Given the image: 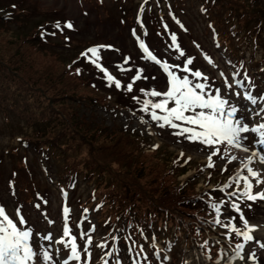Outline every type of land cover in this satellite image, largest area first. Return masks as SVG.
<instances>
[{
    "label": "rangeland",
    "instance_id": "1",
    "mask_svg": "<svg viewBox=\"0 0 264 264\" xmlns=\"http://www.w3.org/2000/svg\"><path fill=\"white\" fill-rule=\"evenodd\" d=\"M240 1L261 19L248 13L241 17L223 0H0V15L8 18L0 22V207L14 222L23 217L25 223L18 227L31 230L28 243L37 255L29 264H264V199L249 200L244 181L237 180L248 176L251 193L264 192V182H256L264 181L259 133L242 134L248 138L239 147L227 142L210 147L189 141L187 134L176 135L178 129L161 127L163 121L151 118L150 105L142 110L144 100L163 99L145 92L167 90V64L178 77L205 84L206 95L219 90L250 127L264 123V0ZM141 42L165 63L148 58ZM89 48L97 49L96 56L81 55ZM97 64L120 81L119 88ZM195 71L203 75L196 77ZM58 74L61 79L52 82ZM65 111L71 126H85L86 115L96 122L88 127L89 148V140L80 143L72 135L65 141L76 150L66 155L58 146L41 147L34 140L41 132L48 135L52 123H63L60 128L69 124L60 121ZM51 115L56 119L48 124ZM120 136L146 142V167L139 176L148 177L150 167L164 163L174 168L175 182L190 186L186 196L190 189L201 193L204 199L193 203V214L205 220L206 232L188 228L175 240L170 220L162 227L163 214L150 210L151 225L139 223L143 212L128 216L129 234L136 241L119 238L122 231L111 224L116 220L110 217L113 208L100 196L105 189H95L107 174L90 179L83 166L76 165L74 173L69 169L73 156L89 157L93 148L111 153ZM244 164L259 176H250ZM178 209L191 211L187 205ZM137 225L145 227L144 238ZM234 228L251 229L253 239L245 241ZM203 237L205 242L197 240ZM73 238L79 259H69ZM44 251L51 254L50 261L43 259Z\"/></svg>",
    "mask_w": 264,
    "mask_h": 264
},
{
    "label": "trees",
    "instance_id": "2",
    "mask_svg": "<svg viewBox=\"0 0 264 264\" xmlns=\"http://www.w3.org/2000/svg\"><path fill=\"white\" fill-rule=\"evenodd\" d=\"M223 1L227 4H233L232 6L240 12L241 17H243L245 13H248L252 14L249 15L251 17L261 19V16L256 14L257 11L253 12L252 10H246L248 9L246 7H250L247 3L239 2V0ZM4 18H6V16L0 15V22H2L1 20ZM65 72H67V69L65 70L63 68V73ZM62 76L63 74L60 73L61 78ZM60 77L59 74L57 77H53L52 82L59 81V79H61ZM92 92L96 93L95 90H92ZM63 94H66V91ZM89 117V115H86L82 119L85 126H83V124H81L80 127H76L75 125L71 126L70 114L65 111L60 121L64 119L67 120L69 124L65 125L64 123V126L60 128L63 123H52L51 121L56 119V117L54 115L48 116V124H50L49 122L52 123V128L48 130V135H45V133L42 134L41 132L39 135L34 136V140L41 142L39 145L41 147L47 145L50 147L58 146L60 151L66 155L67 152L76 150V147L71 148V145L65 141L68 135H72L77 141H81L80 143L83 142L82 140L91 139V136L87 133L88 127H90V125H96V122L90 121ZM31 137H33V135ZM104 137L105 139L108 138L106 135ZM120 138V143H113L114 147L109 154H101L99 147L98 149L93 148L91 152H89V157L73 156L72 161L75 164L69 169L70 173H74L77 172L75 168L76 165L79 167L83 166L84 168L81 170H86L87 173L91 174L92 177H90V179H94L98 173L104 176L105 173L107 174L104 180L102 178L100 179L95 189H105L100 196L102 199H108V204L111 205V209L113 208L110 217H115L116 220L112 219L111 224L115 225L118 231H122L120 239H126V234L132 232L129 228L132 222L128 218V216H131V212L136 214L143 212L138 219L141 220V222H139L141 225H144V223L152 224V220L148 217L151 215L150 210L162 213V224H160V226L167 227V222L170 220V228H173L172 235L175 239L180 237L177 233L184 232L188 228L190 231L194 232L195 226L202 227L203 221H201L200 216L193 214L195 209L192 206L193 203L198 202L199 199H204L201 193L198 190L193 191L190 189L191 194L186 196V187L190 188V186H187V184L185 185L184 182H175L176 175L174 173V168H167L164 163L162 165L157 164L153 168L150 167V174L148 177L142 178L139 176L146 167L144 156L148 154L143 152L146 148L143 147L146 142L143 139L133 136H120ZM62 141L65 142V144L61 143ZM87 144L89 148L91 144L90 140ZM91 153H93V155H90ZM111 164H114L116 167L110 166ZM65 177L68 176L66 175ZM152 180L154 181L152 182ZM93 193H95V191H93ZM93 198L96 199V196H93ZM184 205H187V207L191 209V211L188 212L189 214L186 213L185 209L181 211L178 209V207L182 208ZM176 210L180 212H176ZM202 215L204 216L205 214L203 213ZM122 223L126 226H123ZM200 223L202 226H200ZM141 225H137L135 229L144 234L146 229ZM185 238L188 239L189 237L186 235Z\"/></svg>",
    "mask_w": 264,
    "mask_h": 264
},
{
    "label": "snow or ice",
    "instance_id": "3",
    "mask_svg": "<svg viewBox=\"0 0 264 264\" xmlns=\"http://www.w3.org/2000/svg\"><path fill=\"white\" fill-rule=\"evenodd\" d=\"M56 26L59 27V23H57ZM66 27L71 28V23L67 22ZM140 46L147 53L148 58L154 61L156 60V57L145 47L143 42H141ZM87 53H92L93 56H96L97 49L89 48L86 53H82L81 55H87ZM181 55H183V53H181ZM97 59H99L98 56ZM157 62L159 63V61ZM93 63H95V61H93ZM187 63L190 64L191 60L187 61ZM96 66L101 68L108 80H115V78L108 74L107 70L103 69L101 65L97 64ZM164 70L168 73L169 77L166 91L159 92L151 90L150 92H145L144 89H141V92H145L146 96L163 97V99H159L156 102L147 99L144 100V107L142 109L143 111H148L150 105L153 109V111H151V118L156 121H163V124L160 125L161 127L167 125L171 128L178 129L179 131L175 133L176 135L187 134L186 139L189 141H199L210 147L224 142L239 147V142L248 138L246 135H242L246 133H259L260 138L256 142L264 144V123L250 127L242 118H239L237 108L230 105L227 100L219 95V90H216V94L214 95H206L205 84L194 83L188 76L178 77L175 73L169 71V66L167 64L164 65ZM186 70L190 71V69ZM77 72H79V69H77ZM193 75L201 77L203 74L200 71H195ZM134 79H136V77H134ZM115 85L119 88L120 81L115 80ZM127 89L131 91L132 84H128ZM134 99H136V97H134ZM249 99L252 98L249 97ZM170 102L172 104L171 107H169ZM253 102H255L254 99ZM156 110H160L164 115H160ZM177 121L180 123H177ZM185 125H190V127H186ZM218 151L219 149H216V151H213L209 156V167L213 166L211 164L212 155H216ZM244 151H248V149L245 148ZM253 155H255V153H253ZM232 159H235V157H232ZM248 159L250 161L252 157L250 156ZM261 163H264V157H261ZM243 167L247 168L250 176H259V174L248 167L247 164H244ZM237 180L244 181V194L249 200H255L258 197L264 199V192L251 193V183L248 176L238 175ZM256 182L262 183L264 181L257 178ZM225 187H227V185H225ZM232 206L236 207L237 211H239L238 206L235 204ZM213 207L219 211L217 205H213ZM67 211L68 210L65 209V212ZM17 216H19V210H17ZM241 220L247 227V221L244 220L243 216H241ZM18 223H25L23 217L19 218ZM18 223L14 222V220L6 214V210L3 207H0V264H29L33 257L37 255L28 243L31 230H22L18 227ZM234 231L237 236L242 235L245 241L253 239V236L249 234L251 229L241 232L239 228H234ZM63 233L65 236L69 235L67 226H65ZM45 239L52 238L47 236ZM61 242H63L62 238L60 241H57V243ZM237 247L242 248L243 245H237ZM42 255L45 261H50L52 259L48 251H44ZM69 259H79L75 238H73L71 256Z\"/></svg>",
    "mask_w": 264,
    "mask_h": 264
},
{
    "label": "bare ground",
    "instance_id": "4",
    "mask_svg": "<svg viewBox=\"0 0 264 264\" xmlns=\"http://www.w3.org/2000/svg\"><path fill=\"white\" fill-rule=\"evenodd\" d=\"M258 231H259V229H256V231L254 232V233H257L258 234ZM238 264V263H237Z\"/></svg>",
    "mask_w": 264,
    "mask_h": 264
}]
</instances>
